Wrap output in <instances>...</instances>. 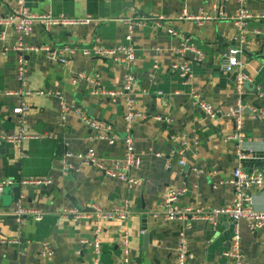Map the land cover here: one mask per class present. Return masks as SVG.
<instances>
[{"label": "crops", "instance_id": "crops-1", "mask_svg": "<svg viewBox=\"0 0 264 264\" xmlns=\"http://www.w3.org/2000/svg\"><path fill=\"white\" fill-rule=\"evenodd\" d=\"M221 3L227 20L198 24L179 18L184 12L214 16V0H26L31 13L91 18L94 23L50 32L36 25L25 40L28 46L78 51L67 55V64L50 61L46 52L25 56L23 81L19 75L21 54L14 50L19 38L11 28L0 27V135L14 134L21 128L14 110L25 102L31 107L23 118V127L41 136L20 148L0 142V181H52L44 187H12L21 189L19 204L46 213L40 223L18 224L8 216L18 205L13 202L14 195L4 193L0 198V240L18 239L21 243L0 245V264H93L95 242L101 244V264H124L126 234L129 264H176L179 234L183 231L190 264H231L224 256L237 229L231 219L219 217L215 224L204 220L169 222L160 212L170 191L180 189L187 193L176 202L178 206H230L234 199L230 181L239 166L248 174H264V120L253 119L250 112L253 108L264 110V0H248L247 9L254 18L247 24V42L243 43L237 40L238 30L232 20L239 10L238 0ZM17 11L16 0H0V18H9ZM126 17L145 19L131 42L126 40L127 25L117 21ZM160 17L182 33L202 55V61L196 53H176L181 41L151 21ZM95 45H131L136 50L132 67L136 77L135 110L150 118L138 122L133 130L135 152L141 160L140 168L131 172V177L140 181L133 187L83 163L90 150L107 166L125 158L121 142L110 144L98 139L97 132L73 112V108L81 109L105 123L111 136L121 139L125 135L126 100L109 93L123 90L126 70L111 60L82 54V49ZM231 53L243 64L253 86L245 88L241 97L236 94L235 73L220 70L222 57ZM182 63L191 68L189 81L171 71L172 66ZM96 75V86L81 79ZM26 91L45 94L31 97L25 95ZM193 94L221 114L208 116L196 106ZM62 101L70 108L66 122L62 121ZM238 101L246 107L245 137L240 144L228 140L234 133V120L226 115ZM155 117H168L172 123L167 125ZM178 138L188 144L184 167L180 165ZM66 154L72 156L68 160L71 171L65 168ZM250 196L252 208L264 212V188H253ZM124 202H129L134 212L126 222H77L60 215L71 208L92 213L93 206L109 212ZM207 223L217 229L213 239L208 237L211 226L207 228ZM238 229L243 264H264V230L253 232L244 220ZM46 250L52 257L42 255Z\"/></svg>", "mask_w": 264, "mask_h": 264}, {"label": "built area", "instance_id": "built-area-1", "mask_svg": "<svg viewBox=\"0 0 264 264\" xmlns=\"http://www.w3.org/2000/svg\"><path fill=\"white\" fill-rule=\"evenodd\" d=\"M18 4V11L10 16L9 18H0V27L2 29L11 28L14 33L18 36V43L14 47V50L21 54L19 60V75L20 79L23 81L26 73V62L24 57L30 54L46 52L48 59L52 62H60L62 64H67L68 54H74L78 51V48L65 47L63 50H51L48 47H34L28 46L25 43L27 37L30 36L34 27L36 25L42 26L46 32H50L54 28H70V27H82L88 26L94 23L91 18L84 19H71L64 16H54L52 14H34L26 6V0H16ZM248 0H238L239 10L235 17L232 18L238 30V38L240 42H247V24L254 17L247 9ZM227 15L223 8L221 0H214V16H208L204 14H199L197 16H191L187 12H184L179 18L181 21H192L198 24H203L208 21H224L227 20ZM117 21L125 23L128 27V35L126 40L131 42L133 35L136 31L141 28L143 18H122ZM153 25L165 31L168 35L175 37L181 41L179 48L176 53L183 55L187 52L196 53L199 56V60L202 61V55L194 48L193 45L188 44L181 32L175 30L166 19L163 17L157 18L156 20H151ZM85 57L89 58H103L106 60H111L114 63L122 66L126 70L124 76V86L121 92H111L110 96L116 97L121 96L126 100L127 112L125 116V135L121 139L111 136L108 132V127L105 123L96 121L88 116L86 112L81 109L73 108L74 115L77 116L86 126L94 130L98 134V139L105 140L110 144H115L116 142H121L125 148V158L123 161L113 162L110 166L105 165L96 159L95 152L90 150L86 156H84L83 163L85 165H92L102 172L106 177L117 179L121 182L126 183L130 187L139 184V180L131 177V172L135 169H139L141 166V160L136 155L134 148V137L133 130L135 125L143 120H147L150 116L144 112L135 110V100L133 95L134 86L136 84V77L132 72V67L136 62V50L133 46H115L112 48H103L99 45L92 46L90 48H85L81 50ZM220 70L226 74L235 73V88L236 94L241 97L245 91L246 83H251V79L243 70V64L236 56L235 53L224 54L220 64ZM171 71L174 73H179L181 78L185 81H189L192 76V71L187 63L175 64L172 66ZM81 79L89 82L90 84L96 86L98 84L99 76H81ZM25 85V82H24ZM8 95H13L14 93L8 92ZM45 92H31L26 91L27 96H42ZM194 103L198 108L203 109L208 116L215 118L221 114V111L215 110L210 105L206 104L198 94H193L192 96ZM30 104L23 102L19 108L14 110L15 116L20 117L21 128L14 134L10 135H0V142H6L10 145L21 147L25 142L31 140H39L41 136L33 135L29 133L24 127V116L30 111ZM245 110L246 107L241 101H238L236 106L230 109L226 115L228 118L234 120V133L228 138V140H233L240 144L244 140L245 131ZM251 116L255 120H264V110L262 109H251ZM61 113L62 121L66 122L67 117L70 114V108L66 105L64 101L61 103ZM159 122L171 125L172 120L168 117H155ZM179 140V150L178 154L180 157V165L184 167V154L187 149V142L184 138H178ZM23 157H26L23 154ZM71 154H66L64 159V164L66 171H71L72 166L69 165L68 160L71 158ZM241 158H243L240 155ZM168 168L171 167V161L167 163ZM20 186H32V187H44L52 185L50 179H35V180H25L16 183L11 180L0 181V198L4 195L7 188H12L17 185ZM230 184L234 188V199L230 206H221L217 208H201V207H181L176 205V202L184 197L187 193L186 190H172L166 196L164 204L161 207V214L163 217L169 221H183L189 222L194 220H204L215 224L216 219L219 217H227L231 219L234 224H236V233L231 243L230 250L225 252L224 256L230 260L231 264H243L244 255L241 251V237L238 229V224L240 221H247L250 230L253 232L264 230V212L256 211L251 206V196L250 191L253 188H264V174L260 172H253L252 174L246 173L240 166L235 170ZM133 210L129 205V202H124V204L113 211L105 212L97 206H93V212L88 213L86 211L71 208L65 209L61 212V217L63 219H73L77 222L95 220L99 222H110V221H128L133 215ZM8 216L13 217L18 224H24L27 221H33L40 223L46 217V213L42 210L31 209L18 204L16 208L8 214ZM145 234V231H142ZM0 245H16L20 246V241L17 240H0ZM123 247H124V264H129V236L126 234L123 237ZM94 259L93 264H101V244L100 242H95L94 244ZM43 256L52 257V253L48 250L42 254ZM190 254L189 245L186 236V232L183 231L179 234V241L177 246V263L176 264H190Z\"/></svg>", "mask_w": 264, "mask_h": 264}, {"label": "water", "instance_id": "water-1", "mask_svg": "<svg viewBox=\"0 0 264 264\" xmlns=\"http://www.w3.org/2000/svg\"><path fill=\"white\" fill-rule=\"evenodd\" d=\"M245 88L246 89H252L253 86H252L251 83H246ZM255 94L259 95V92L257 90H255ZM188 174H190V173H188ZM5 193L6 194L7 193L8 194L12 193L14 195L13 202L16 203V204H19L20 198H21V189L19 187L7 188ZM208 226H211V229H209V232H208V237H209V239H213V237L217 235V229H214L213 225H211L210 223H207V228H208ZM145 240H146L145 241V244H146L147 243V237H146Z\"/></svg>", "mask_w": 264, "mask_h": 264}]
</instances>
